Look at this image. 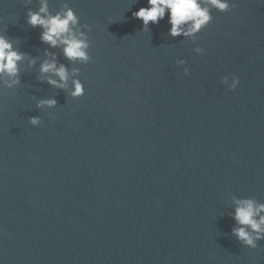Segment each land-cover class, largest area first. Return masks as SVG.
<instances>
[{
  "label": "water",
  "instance_id": "1",
  "mask_svg": "<svg viewBox=\"0 0 264 264\" xmlns=\"http://www.w3.org/2000/svg\"><path fill=\"white\" fill-rule=\"evenodd\" d=\"M69 2L92 26L85 94L37 81L39 59L0 93V264H264V240L242 246L227 214L233 194L264 202V0L213 11L203 56L167 35V13L140 32L147 0ZM28 8L0 0V32L42 58Z\"/></svg>",
  "mask_w": 264,
  "mask_h": 264
},
{
  "label": "clouds",
  "instance_id": "2",
  "mask_svg": "<svg viewBox=\"0 0 264 264\" xmlns=\"http://www.w3.org/2000/svg\"><path fill=\"white\" fill-rule=\"evenodd\" d=\"M27 7L33 0H22ZM147 7H141L132 13L142 20L140 32H150L149 22L158 24L165 18L170 25L167 35L171 38L182 37L196 45L193 51L205 55L206 50L197 43L199 33L213 21V11L224 14L238 7L236 0H147ZM26 24L31 28H40V42L47 45L43 57L38 58L21 51L16 40L0 32V93L4 89L12 90L21 84L22 70L38 69L36 80L46 83L51 88L62 90L67 97L77 99L85 94V86L79 78L81 68L78 65L88 64L91 42L89 33L92 26L81 23L69 0H61L58 10H50V0H38V9L28 8ZM116 21H113L114 23ZM55 49L56 51H53ZM67 63L61 62L60 57ZM177 66H183L182 72L189 75L185 59H177ZM221 84L227 91H234L240 81L235 74L223 75ZM56 96L37 99L33 96L36 109H54L58 106ZM48 118L55 120V115L48 112ZM33 127H42L43 120L39 115L28 117ZM231 211L227 214L234 220L231 235L244 247L255 249L258 242L264 240V202L255 197L230 196ZM223 216V215H222Z\"/></svg>",
  "mask_w": 264,
  "mask_h": 264
}]
</instances>
